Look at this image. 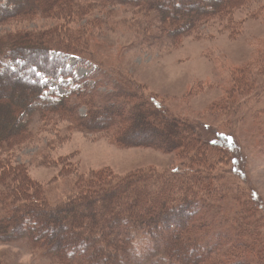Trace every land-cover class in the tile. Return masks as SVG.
Listing matches in <instances>:
<instances>
[{"label": "rangeland", "instance_id": "rangeland-1", "mask_svg": "<svg viewBox=\"0 0 264 264\" xmlns=\"http://www.w3.org/2000/svg\"><path fill=\"white\" fill-rule=\"evenodd\" d=\"M171 1L167 5L177 9ZM215 1L188 0L199 6ZM50 2L51 6L34 10L23 5L19 13L0 21V44L36 43L41 49L65 52L73 77L45 79V83L49 95L70 96L77 107L67 113L34 111L21 136H14L12 123V136L0 143V206L13 200L19 206H57L75 197L91 179L95 181L91 187H97L141 172L155 171L167 178L199 171L197 177L207 181L195 191L208 196V205L214 208L206 221L216 224L213 231L208 222L205 231L228 225L222 235L230 240L231 230L245 223L253 239H259V234L264 237V0H234L232 8L208 14L181 33H173L157 12L132 0ZM4 6L0 0V18ZM3 79L2 88L9 82ZM79 90L83 95L72 97ZM118 97L129 105L142 99L149 104L146 109H157L159 103L173 121L193 129L212 171L190 165L192 156L177 149L148 146L154 142H144L138 131L129 143L133 146H120L118 128L127 129L133 117L123 123L114 118L111 128L100 131L81 124L80 117L88 112L114 109ZM11 103L0 95V119ZM95 120L85 123L95 124ZM151 126L157 132L155 123ZM147 136L153 135L148 131ZM58 224L55 220L53 226ZM172 226L178 225L170 221ZM245 232L243 228L240 236ZM178 234L169 232L167 237L177 244ZM199 249L197 253H206L205 248ZM225 249L222 246L217 253ZM143 251L138 250L141 255ZM206 256L196 264H206L211 258L205 260ZM146 258L147 264H159L161 254L151 249ZM0 264L63 261L47 258L26 240H16L0 242Z\"/></svg>", "mask_w": 264, "mask_h": 264}, {"label": "trees", "instance_id": "trees-1", "mask_svg": "<svg viewBox=\"0 0 264 264\" xmlns=\"http://www.w3.org/2000/svg\"><path fill=\"white\" fill-rule=\"evenodd\" d=\"M3 1L5 6L0 21L19 13L23 5L32 10L36 6H51L50 0ZM132 1L140 2L157 12L162 20L167 21L166 24L173 33L175 30L177 33L182 30L186 32L194 28V22L208 17V14H220L234 6V0H216L202 6L188 0H172L170 3L176 2L177 9L172 8L174 5L169 7L168 0ZM66 62L65 52L46 47L41 49V45L36 43L21 46L7 41L3 46L0 44V95L4 94L12 102L5 109L7 115L0 119V143L12 136V123L15 127L14 136L23 135L30 123L28 117L36 110L43 113L55 110L67 113L70 109L75 110L77 106L70 103V96L53 98L48 94L49 86L45 83V79L72 78L73 72ZM3 78H7L9 82L2 88ZM96 84L97 81L95 86ZM81 95L83 93L79 90L72 97ZM123 99L118 97V101L112 105L114 109L107 107L88 112L80 117L84 121L80 123L86 129L100 131L111 128L114 118L123 123L124 119L131 120L133 117V123L127 129L118 128L116 143L120 146H133L129 143L132 136L137 134L134 132L138 131L137 135L144 142H154L148 146L162 151L177 149L192 156L188 157L190 165L212 171V164L202 155V144L195 140L196 133L193 129L173 121L158 107L161 106L159 103L157 106L153 104L158 110L151 107L146 109L144 106L148 103L142 99H137L132 105ZM96 117L94 122L97 126L85 123ZM149 117L145 123L144 120ZM154 123L158 128H155L157 132L151 126ZM148 131L152 137L147 136ZM196 173H176L166 178L155 171L141 172L111 185L97 187H91V182H95L91 179L86 183L87 187H81L75 197L57 206H19L15 204V200L11 205L2 203L0 242L26 240L31 246L43 250L47 258H56L63 261V264H147L146 255L151 249L160 252L159 264H196L198 258L206 255L205 260L211 257L206 264L210 261V264H264V237L259 234V239H253L248 232L249 224H240L237 232L231 230L230 240L222 235L228 225L216 232L205 231L209 227L208 222L211 223L210 230L215 231L213 227L216 224L210 220L214 207L208 205L207 195L200 194L199 190L195 191L197 186L207 181L205 177H197ZM196 213H200V216ZM208 218L210 219L206 221ZM53 219L59 222L56 227L53 226ZM170 221L176 222L178 226L170 229ZM243 228L246 229L244 237L240 236ZM258 229L259 227L256 230ZM63 232L67 234L64 235ZM169 232H179L176 237L178 245L168 238ZM188 232L192 235L185 236ZM222 246H226L224 253H217ZM203 248L205 254L197 253V249ZM140 249H144L143 255L138 252ZM188 253L196 256L191 257Z\"/></svg>", "mask_w": 264, "mask_h": 264}, {"label": "bare ground", "instance_id": "bare-ground-1", "mask_svg": "<svg viewBox=\"0 0 264 264\" xmlns=\"http://www.w3.org/2000/svg\"><path fill=\"white\" fill-rule=\"evenodd\" d=\"M193 4V3H192Z\"/></svg>", "mask_w": 264, "mask_h": 264}]
</instances>
